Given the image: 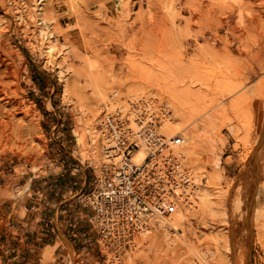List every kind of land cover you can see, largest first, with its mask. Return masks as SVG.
Returning a JSON list of instances; mask_svg holds the SVG:
<instances>
[{
	"label": "rangeland",
	"instance_id": "374dc122",
	"mask_svg": "<svg viewBox=\"0 0 264 264\" xmlns=\"http://www.w3.org/2000/svg\"><path fill=\"white\" fill-rule=\"evenodd\" d=\"M20 2L27 11L43 7L53 18L61 68L47 63L42 49L33 51L19 31H3L0 264L7 262L2 234L17 217L4 215L11 208L15 214L25 196L14 194L29 180L48 201L80 175L86 182L76 196L86 193L92 178L87 163L98 165L101 147L98 141L100 160L91 158L89 137L81 147L77 132L88 124L98 129L105 106L133 96L162 102V132L181 133L174 152L182 154L197 187L191 204L174 203L169 227L152 226L119 261L99 252L96 264H241L244 252V264H264V0ZM13 101L21 109L11 116ZM191 129L210 135L213 153L208 142L187 136ZM42 160L58 168L46 171ZM33 161L41 168L32 173ZM58 244L65 249L62 264H84L67 242ZM51 250L41 264L55 260Z\"/></svg>",
	"mask_w": 264,
	"mask_h": 264
},
{
	"label": "built area",
	"instance_id": "2783aa9c",
	"mask_svg": "<svg viewBox=\"0 0 264 264\" xmlns=\"http://www.w3.org/2000/svg\"><path fill=\"white\" fill-rule=\"evenodd\" d=\"M111 96L116 97L113 92ZM164 106L151 97H130L103 108L98 122L101 161L92 168L89 189L79 203L90 209L89 224L99 251L116 261L148 230L166 216L173 203L191 204L195 177L182 165L174 148L179 133L162 132ZM143 147L142 162H132Z\"/></svg>",
	"mask_w": 264,
	"mask_h": 264
},
{
	"label": "crops",
	"instance_id": "0c3cea01",
	"mask_svg": "<svg viewBox=\"0 0 264 264\" xmlns=\"http://www.w3.org/2000/svg\"><path fill=\"white\" fill-rule=\"evenodd\" d=\"M70 170L73 173L76 169ZM74 178L77 180L71 182L64 195L59 196L55 191L48 201L42 200L40 190L30 182L31 195L27 196L28 192L22 195L24 197L14 205L15 214L12 208L5 213L4 216H17L11 219L15 224L7 222L2 234V257L7 260L6 264H41L40 257L48 247L55 256L50 264H62L65 249L58 244L61 239L73 252L84 256V264L99 263L101 252L90 230V209L82 206L76 196L83 190L86 178L81 175Z\"/></svg>",
	"mask_w": 264,
	"mask_h": 264
},
{
	"label": "bare ground",
	"instance_id": "6f19581e",
	"mask_svg": "<svg viewBox=\"0 0 264 264\" xmlns=\"http://www.w3.org/2000/svg\"><path fill=\"white\" fill-rule=\"evenodd\" d=\"M41 1H43V0H39V4L41 3ZM25 3L26 2H23L21 4L20 0H8V5L6 4L7 6L5 7V6H3V2L0 0V37L2 36L3 31L6 32V33L10 32L11 30H13V31L17 30V32L19 31L22 34V36L27 39V42H28L30 48L33 51H37V50L42 49L43 53H44L45 61L47 63H49V64H52V65H55L56 67H60L61 68V66L59 64L60 61H57V59H56V57H57L56 54L58 52H60V51L56 47V44H54L53 41L51 40L52 38H54L55 34H57V31L55 29H53V27L51 26V24L53 22V20H52L53 18L51 16H48V14L45 13V11L43 10V7H37V9L34 10V11L33 10H29V11L25 10V8L22 7V5L25 4ZM44 9H46L45 6H44ZM2 47H3L2 41H0V52H1V50H3ZM15 57H17L18 59L21 58L20 55L19 56H15ZM0 59H1V54H0ZM148 98H150V97L148 96ZM6 103H9V100L6 101ZM9 105H11L10 108H12V109H9L11 116H14L16 114V112L18 113L19 110L21 109V104L19 102L13 101V103H11ZM1 114L3 115V113H1ZM4 114H7V113H4ZM4 116H0V134H4V131H6V130L3 129V125L5 123L4 122L5 120H1V117L3 118ZM165 122L166 121L163 120L162 124H164ZM97 132H98V134H97L98 135V140H97V137H96V133ZM191 132L192 133H189V135H187L190 139H192V137L194 138V136H196L197 141L199 143H207L208 142L210 147H211L210 151L212 152V150L214 149V146L211 143L210 135L204 129H197V130H192L191 129ZM176 133H179V132H176ZM179 134L181 135V133H179ZM86 136H88L89 137L88 139H90V142L88 143L89 147L92 145V148H90V155L92 156L91 158H93L95 160H100L99 159L100 156L98 154L99 153L98 152V143L101 142L99 130L96 129V127L94 125L88 124V125H85L83 127V130L80 133L77 132L76 140H77L78 144L81 145V147H85V145H87ZM181 137H182V135H181ZM89 147H87V148H89ZM85 153H86V151H85ZM81 154H82V152H81ZM178 154L181 156L182 165L187 169V172L189 174L193 175V173H191V171H190V168H188L187 165L185 164L182 154H180V153H178ZM144 157H145V151H144V148L141 147V148H139V149L134 151L133 156H132V162L138 164V163L142 162ZM82 158L83 159H81V160H84L85 157H83V155H82ZM41 164L46 167L45 168L46 171H51L53 169H57L58 168V164L56 162L45 163V160H42ZM215 164L216 165L218 164L217 163V159L215 160ZM39 168H41V165H39L38 162H36V161L31 162V164H30V172L33 173V172L37 171ZM29 183H30L29 180H27L25 182V184L22 185L19 188L18 193H17L18 197H20V196L26 194L27 192H29ZM14 196L16 197L15 194H14ZM195 196H197V195H195ZM174 203H173V205H175ZM224 216H225L224 217L225 219L227 218L228 222L230 223L229 225L231 226L232 220H231L230 214L225 212ZM168 217H169V213L166 216L162 217L161 219H158L157 222H154V221L151 222L148 230L145 231L144 233H142L141 234L142 236L140 235V240L147 236V234H146L147 232L148 233L152 232V231H150L152 226L159 225V224H162L164 227L168 226L169 225L168 224L169 223L168 222ZM156 235L158 236L157 231H156ZM151 237H152V234H151ZM104 251H105L104 253H105V256H106V257H104L105 259L110 258L111 260L116 261V260H114L112 258V256H110L109 254H106V250H104ZM245 257H246V254L244 252V254L242 255V263L241 264L245 263L244 262V261H246ZM123 264H124V262H123Z\"/></svg>",
	"mask_w": 264,
	"mask_h": 264
}]
</instances>
